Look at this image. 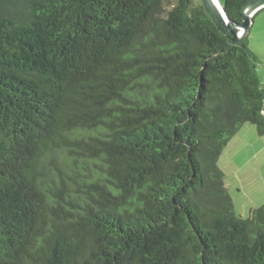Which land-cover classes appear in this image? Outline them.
<instances>
[{
  "label": "trees",
  "instance_id": "1",
  "mask_svg": "<svg viewBox=\"0 0 264 264\" xmlns=\"http://www.w3.org/2000/svg\"><path fill=\"white\" fill-rule=\"evenodd\" d=\"M257 65L203 0H0V264H264L218 166Z\"/></svg>",
  "mask_w": 264,
  "mask_h": 264
},
{
  "label": "rangeland",
  "instance_id": "2",
  "mask_svg": "<svg viewBox=\"0 0 264 264\" xmlns=\"http://www.w3.org/2000/svg\"><path fill=\"white\" fill-rule=\"evenodd\" d=\"M222 3L224 0H220ZM175 0H162L164 13ZM262 11L252 19L248 32L249 48L255 55L257 72L264 81V21ZM253 24V25H252ZM224 173L225 183L232 198L235 212L247 218L251 207L264 204V136L256 133L251 123H245L238 133L228 141L218 159ZM257 204V205H256Z\"/></svg>",
  "mask_w": 264,
  "mask_h": 264
},
{
  "label": "water",
  "instance_id": "3",
  "mask_svg": "<svg viewBox=\"0 0 264 264\" xmlns=\"http://www.w3.org/2000/svg\"><path fill=\"white\" fill-rule=\"evenodd\" d=\"M203 1L210 13L223 25L225 30L233 36L234 40H239L248 34L253 14L264 7V0H254L250 2L243 9L242 22L239 24H231L219 0H217V3L214 0Z\"/></svg>",
  "mask_w": 264,
  "mask_h": 264
},
{
  "label": "crops",
  "instance_id": "4",
  "mask_svg": "<svg viewBox=\"0 0 264 264\" xmlns=\"http://www.w3.org/2000/svg\"><path fill=\"white\" fill-rule=\"evenodd\" d=\"M262 11H264V8L263 9H261V10H259V11H257V12H255V14H254V16H253V20H255V18L262 12ZM261 20L262 21H264V14L263 15H261ZM253 25V24H252ZM264 82V81H263ZM257 133V132H256ZM258 134V133H257ZM259 135V134H258ZM260 137H263L264 136V134H262V135H259ZM257 205V204H256ZM263 205V204H262ZM251 209H253L252 207H251Z\"/></svg>",
  "mask_w": 264,
  "mask_h": 264
},
{
  "label": "bare ground",
  "instance_id": "5",
  "mask_svg": "<svg viewBox=\"0 0 264 264\" xmlns=\"http://www.w3.org/2000/svg\"><path fill=\"white\" fill-rule=\"evenodd\" d=\"M216 3H217V0H214ZM218 8H219V6H218Z\"/></svg>",
  "mask_w": 264,
  "mask_h": 264
}]
</instances>
